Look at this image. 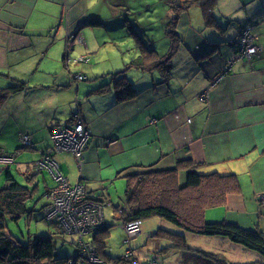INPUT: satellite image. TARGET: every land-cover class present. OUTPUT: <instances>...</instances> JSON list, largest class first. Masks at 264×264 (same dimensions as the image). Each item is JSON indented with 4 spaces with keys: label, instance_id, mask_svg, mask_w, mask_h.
<instances>
[{
    "label": "crops",
    "instance_id": "0c3cea01",
    "mask_svg": "<svg viewBox=\"0 0 264 264\" xmlns=\"http://www.w3.org/2000/svg\"><path fill=\"white\" fill-rule=\"evenodd\" d=\"M79 2L0 0V88L32 82L35 76L27 74L38 72L47 58L60 63L62 54L64 63L74 46L80 57L78 61L88 65L89 54L96 52L95 46L90 40L81 39L78 45H72L71 41L80 36L79 32L89 21L125 27L127 17L123 20L119 15L107 23L99 14L80 13ZM213 15L219 27L204 26L203 37L195 29L191 37L181 30L177 32L182 43L171 59L172 69L167 80L157 70L138 72L135 76L125 73L137 91L128 100L117 102L111 88L102 94L94 92L110 83L111 74L121 69L97 75L87 84H79L86 79L83 74L81 80L67 75L66 81L54 86V90L58 92L76 85L77 91L81 87L83 95L74 101L53 98L38 102L35 112L25 99L31 87L9 95L0 105V120L4 111L7 112L14 128L9 133L0 128V136H10L22 149H25L22 136H29L31 149L37 154L31 162L17 163L19 175L26 178L36 173L34 162L52 145L51 128L69 125L78 104L79 113L90 130L82 160L77 162L69 152L74 166L70 162L65 173L57 160L61 152L54 154L69 183L83 184L89 197L92 193L102 196V190L88 184L103 186L129 173L168 170L177 162L189 159L197 164L196 171L200 174H234L240 184L239 192L227 195L224 205L206 209L204 219L236 223L264 235V0H217ZM248 20L254 23L259 48L251 63L238 59L232 46ZM60 27L65 37L61 34L62 38H58ZM73 33L75 37L70 38ZM162 38L164 43L159 46L166 48L161 50L155 39L144 41L151 43L159 54H165L169 41L164 35ZM178 56L182 61H176ZM41 79H37L35 87L46 84ZM22 93H25L23 98ZM20 110L32 119L26 122L14 119ZM4 144L7 143H0V155L12 157L14 164L18 153H12ZM7 168L10 167L3 166L1 170ZM44 173L31 175L30 182L42 175L45 185ZM77 175L76 180L71 179ZM179 179L183 181V171L179 172ZM53 186L54 181L46 187ZM214 210L217 214L208 217L207 213Z\"/></svg>",
    "mask_w": 264,
    "mask_h": 264
},
{
    "label": "rangeland",
    "instance_id": "374dc122",
    "mask_svg": "<svg viewBox=\"0 0 264 264\" xmlns=\"http://www.w3.org/2000/svg\"><path fill=\"white\" fill-rule=\"evenodd\" d=\"M175 4H178L177 0H80L78 5V10L80 13L84 14L85 16L99 14L105 19L107 23H111L110 19H114L115 17L121 15L123 20L126 17L128 19H125L127 21L124 23L126 28L111 24L85 26V28L79 32L80 36L75 38L74 41L72 40L71 44L78 45L79 40L81 39H83V42L90 40L96 49L95 53L89 54L91 62L87 65L78 61L80 57L78 56V51L75 49L76 46L70 50L69 57L64 60V63H62V54L60 55L59 59L60 63L49 60V58L45 59L38 72H30L27 74L29 77H32V75L35 76L32 82L27 84L25 83V86L32 88L31 90H27L29 92L25 98L27 104L32 107L33 112H35V107L38 102H43L46 100L49 101L53 98H59L60 100L66 102L74 101L78 96L83 95L81 87L79 88L80 90L77 91L76 85L69 88H63L58 92L54 90V86L66 81L64 77L67 75H69V77L73 76L75 78V75L83 74L85 75L86 79L83 82H79V84H87L89 82L91 83L93 78L97 75H103L108 71L114 72L120 69L124 70V68L126 70L125 73L127 76H135L136 73L142 71L151 73L153 70L146 71L143 70L142 67L131 65V62L140 55L137 46V39L146 41L147 38H152L157 41L156 44L159 50L166 48V46L163 48L159 46L164 43L162 38V25H165L171 19L174 13H176L175 9H173L176 7ZM217 10L218 8L216 7L214 12L216 13ZM182 14L179 15L176 32L181 30L186 36L191 37L193 34V29H195L203 37V29H205L204 26L206 24L203 20L201 6L194 4ZM182 16L183 21H180ZM216 21H218L217 18ZM247 23H251L252 25L254 24L252 21L248 20L242 26V28L249 30L248 32H251L254 35L255 43L257 44V34L254 32L255 26H252V29H248ZM131 32H133V34ZM211 32L212 29L210 33ZM61 34H63V37H65L64 35L66 33L63 31V27H60L57 32L58 38H62ZM74 37L75 35L71 34L70 38ZM237 37L232 41V44L236 47L238 44ZM63 45L65 47L64 41ZM52 51H54V49ZM177 51H179V48ZM257 53L255 56H257ZM177 59L182 61L181 57L179 56L176 57V61ZM238 59L243 60L241 57ZM67 64H69V66ZM43 67H46L47 69ZM39 78H42L41 80L46 84H39L35 87L37 79ZM75 79L79 80L78 78ZM22 94L23 95H20L21 98L24 97L25 93ZM203 95L204 94H202V97ZM6 113L7 112L4 111V116H2L0 120V128L4 129V132L9 133L14 128V121L13 119L8 118ZM76 113L78 112H73L72 118ZM14 119L19 120L20 122H26L32 118L30 115H25L22 110H20L16 111ZM56 126L58 125H55L51 128L50 138L51 132H53L52 130ZM27 138L30 139L29 136H27ZM0 143H7L3 146H5L7 149H11L12 153L14 151L18 153L15 158L16 162L14 164H12L13 160L5 164L0 163V187H2L5 182L4 170H1L3 166H9L11 168L13 175L20 184L28 187H32L33 185L37 184V188H35L31 194V198H29L27 201L28 206L35 210L32 212L33 215L30 218H27L25 215L21 217L17 223L10 220L7 222V232H10L21 242H25L28 235L31 234L39 236L54 233V236L56 237V256L74 258V261L77 260V262L81 264H181L180 253L177 250L171 248L172 243L168 239L158 238L155 236L152 237V234L157 231H167L184 236L188 247L195 249L196 251L209 252L215 256L223 258L229 264L264 263L263 257H261L258 253L249 250L240 244L232 243L223 237L203 236L186 232L176 225L159 217H149L143 219L142 225L140 227L141 232L139 234L127 237L122 225L121 217L116 210L117 205H122L124 203L127 179H115L114 176L113 180L105 182L103 186L99 183H89L88 185H95L99 188V190L104 192V195L102 196L92 193V197L95 199L98 197L103 199L102 204L104 220L108 225H110L105 239V252L107 253V256L111 258H117L120 256L124 257L122 260L117 262L113 259H110V261L104 255L96 252L94 245H92L91 251L84 252L82 255H80L81 252L78 250V238L76 235L70 232L60 233L58 232L59 230L54 224V221H51V224H48V220L46 221V214L42 207L49 203L44 191L46 186H51L53 184L54 180L52 179L51 175L48 172L43 171V173L45 172L44 177L46 180V184L44 185L42 175H37L35 180L30 182L23 175H19L18 173V162H31L37 157V154L31 149L32 144L29 146L25 145L23 142V148L25 149L18 148L21 146H18L17 142H15L10 136L2 137L0 139ZM43 145L45 144L43 143ZM47 145H49V142ZM69 152L70 151H64L61 153L58 152L59 154L56 153L58 155L57 160L65 168V173H68L69 171V167L67 165H69L70 162L71 165H73L72 162L74 163V159L70 154L72 152ZM8 154L11 153L8 152ZM76 164L77 163L75 161V166ZM76 170H78V168H76ZM77 177L78 175L75 176V179H71L76 180ZM80 184L81 183H76L71 185ZM215 214H217V211L214 210L207 213V216L213 217ZM87 238L88 237H84L85 240H87ZM127 238L129 243L125 242ZM130 248L132 250H130ZM76 253L78 256H76ZM93 258L97 262H95ZM90 259H92L94 262Z\"/></svg>",
    "mask_w": 264,
    "mask_h": 264
},
{
    "label": "trees",
    "instance_id": "16d2710c",
    "mask_svg": "<svg viewBox=\"0 0 264 264\" xmlns=\"http://www.w3.org/2000/svg\"><path fill=\"white\" fill-rule=\"evenodd\" d=\"M177 1L178 4H175L176 7L173 8L176 13L165 25H162V34L169 41L167 53L159 54L151 43L137 39L140 55L131 62V65L142 67L146 71H159L164 80H167L170 76L171 59L182 43L179 34L176 32L179 15L194 4L200 5L205 26L219 27V23L213 15V8L217 0ZM85 25L96 26L101 25V23L99 21H89ZM131 33L133 34V32ZM232 46L236 48L237 57V47ZM125 71L124 68V70L111 74L110 83L101 85L94 92L102 94L108 92L111 88L117 102L135 97L137 91L127 80ZM25 87V83L18 82L17 85L0 88V105L9 95L17 93ZM35 163L33 168H35ZM196 165L187 159L177 162L172 169L126 176L125 200L122 205L116 206L123 228L130 221L139 220L142 225L143 219L159 217L186 232L203 236L223 237L232 243L240 244L258 253L264 259V235L262 232L244 229L236 223L226 221L207 222L204 219L206 209L224 205L227 195L239 192L240 184L237 177L234 174H219L217 172L200 174L196 171ZM43 171L46 172L43 169L35 172L43 174ZM181 171L184 172L182 182L179 179V172ZM36 173L26 175V179L30 181L31 175L35 176ZM4 175L5 182L0 187V264H81L77 260L74 261V258L56 256V237L54 233L39 236L31 234L28 235L25 242H21L10 232H7L8 220L17 223L21 217L26 215L27 218H30L33 215L32 212L35 210L28 206L27 201L37 188V184L32 187L20 184L10 168L4 170ZM51 188H47L44 194L46 195ZM89 198L100 203L103 208L102 198ZM46 206L44 205L42 209H45ZM48 222V224H51V221ZM54 224L59 230L58 232H67L56 223ZM109 227L110 225L104 220L100 227L86 237L94 245L96 252L104 255L109 260L113 259L117 262L122 260L124 256L111 258L105 252V239ZM154 236L168 239L172 243L171 248L180 253L181 264H229L223 258L209 252L196 251L188 247L182 235L157 231L152 234V237ZM125 242L129 243L126 240ZM130 250L132 249L130 248ZM76 256H78L77 253Z\"/></svg>",
    "mask_w": 264,
    "mask_h": 264
},
{
    "label": "built area",
    "instance_id": "2783aa9c",
    "mask_svg": "<svg viewBox=\"0 0 264 264\" xmlns=\"http://www.w3.org/2000/svg\"><path fill=\"white\" fill-rule=\"evenodd\" d=\"M252 26L254 24L249 23L247 28L252 29ZM248 31L242 28L237 37V57L251 63L258 52V47L254 35ZM75 78L83 79L81 74L75 75ZM77 112L73 115L72 122L69 125H58L53 128V132H51L52 146L41 154L40 159L35 163L34 169L35 171L42 169L48 171L56 182V185L49 189L46 194L49 200L44 209L46 220L54 221L65 231L75 234L78 238L80 255H82L84 252L92 250L91 241L85 240L84 237L94 232L104 223L103 208L100 203L89 198L83 184H69L54 159L55 153L70 151L77 162L81 160L83 150L89 140L90 130L79 111ZM22 141L25 145L31 144L27 136H22ZM12 160L11 157L0 156V161L9 162ZM140 227L141 222L139 220L128 222L124 226L127 237L139 234ZM126 241H128V238ZM95 262L97 261L95 260Z\"/></svg>",
    "mask_w": 264,
    "mask_h": 264
},
{
    "label": "water",
    "instance_id": "95a60500",
    "mask_svg": "<svg viewBox=\"0 0 264 264\" xmlns=\"http://www.w3.org/2000/svg\"><path fill=\"white\" fill-rule=\"evenodd\" d=\"M77 107H76V111H80L81 112V109H80V107H79V105L77 104L76 105ZM74 112H75V110H74ZM149 171H160V170H149ZM149 171H146V172H149ZM137 173H129V174H127V176H129V175H136Z\"/></svg>",
    "mask_w": 264,
    "mask_h": 264
}]
</instances>
